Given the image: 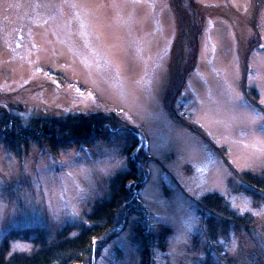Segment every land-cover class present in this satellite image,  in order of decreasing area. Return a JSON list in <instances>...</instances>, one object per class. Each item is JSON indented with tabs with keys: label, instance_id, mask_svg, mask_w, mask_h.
Instances as JSON below:
<instances>
[{
	"label": "rangeland",
	"instance_id": "rangeland-1",
	"mask_svg": "<svg viewBox=\"0 0 264 264\" xmlns=\"http://www.w3.org/2000/svg\"><path fill=\"white\" fill-rule=\"evenodd\" d=\"M179 1L199 20L195 63L173 104L181 122L168 96L190 49L173 0H0V116L12 118L10 132L31 118L93 113L129 126L55 152L34 138L11 150L0 132V244L16 227L42 226L54 240L68 225L76 236L132 161L139 205L94 264H140V218L152 232L171 229L151 264H264V215L255 214L264 193L248 195L237 176L264 171V113L250 96L264 108V0ZM209 193L261 223L250 230L256 244L231 233L211 248L197 213ZM34 250L10 242V254Z\"/></svg>",
	"mask_w": 264,
	"mask_h": 264
},
{
	"label": "trees",
	"instance_id": "trees-1",
	"mask_svg": "<svg viewBox=\"0 0 264 264\" xmlns=\"http://www.w3.org/2000/svg\"><path fill=\"white\" fill-rule=\"evenodd\" d=\"M173 4L181 22L179 40H187L186 44L190 49L188 63H186L182 75H178L168 96V101L172 98L171 106L168 105L169 111L174 119L180 121L175 116L173 104L178 91L184 87L185 80L195 63L198 35L196 37L194 32L196 33L199 20L193 21L192 15L182 8L181 1L173 0ZM194 6L193 10L196 12L195 17L197 18L198 9ZM250 96L253 103L264 113V108L257 103V97L254 94H250ZM11 120V117L0 116V132H6L2 138L11 150H14L15 140L22 141L24 144L34 138L39 144H43L55 152L59 147L91 144L129 127L124 119L114 113L77 114L63 118H31L26 126L14 125L13 131L10 132L8 125ZM194 131L198 132L195 129ZM135 171L136 166L134 162L130 161L129 169L118 173L111 180L108 196L94 204L92 211L86 217L88 225L81 226L76 236H70L73 228L68 225L57 234L54 240L49 239L48 232L42 226L13 228L5 235L0 244V264H94L98 247L112 238L120 225L127 223L135 212L134 207L139 205L136 190L139 189L140 182ZM237 176L245 185L244 190L248 195L256 196L255 192L264 193V171L261 173L237 172ZM130 181L133 182L131 187L128 185ZM138 212H142V210L139 208ZM197 213L206 226L211 248H215L219 239H229L231 233H244L255 243L250 236V230L261 226V223H258L253 215L237 212L232 208L230 202L217 193L203 196L198 201ZM170 234L169 227L161 226L158 231L152 232L148 230L143 218L137 220L134 223L133 241L140 253V264H151L152 249L156 247L164 251ZM13 241L31 243L35 250L30 255L10 254V242ZM217 250L223 253V248L218 247ZM255 260L256 262L253 260V264H259L258 260ZM234 263L236 264V262ZM204 264H212V261L208 259Z\"/></svg>",
	"mask_w": 264,
	"mask_h": 264
},
{
	"label": "snow or ice",
	"instance_id": "snow-or-ice-1",
	"mask_svg": "<svg viewBox=\"0 0 264 264\" xmlns=\"http://www.w3.org/2000/svg\"><path fill=\"white\" fill-rule=\"evenodd\" d=\"M238 99H241L240 97H234V101L235 100H238ZM261 103H264V99L261 100ZM244 107L246 108L247 105H244ZM253 121H254V117L252 118ZM73 154L72 153H68V156L71 157ZM68 163H71V160L69 159V161H67ZM256 215H264V210H262L260 213H255ZM235 248V242L233 243V249Z\"/></svg>",
	"mask_w": 264,
	"mask_h": 264
}]
</instances>
